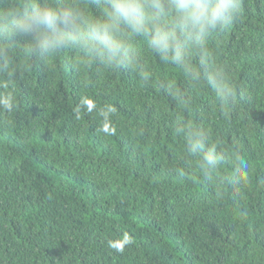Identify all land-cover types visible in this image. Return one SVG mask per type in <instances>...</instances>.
<instances>
[{
  "label": "trees",
  "instance_id": "16d2710c",
  "mask_svg": "<svg viewBox=\"0 0 264 264\" xmlns=\"http://www.w3.org/2000/svg\"><path fill=\"white\" fill-rule=\"evenodd\" d=\"M241 3L212 43L237 88L227 117L203 90L185 112L134 73L12 47L16 106L0 111V264H264V0ZM149 60L158 78L180 82L177 69ZM105 105L116 110L108 122ZM177 112L249 158L244 189L208 183L195 166L179 175ZM222 170L234 175L228 162Z\"/></svg>",
  "mask_w": 264,
  "mask_h": 264
},
{
  "label": "clouds",
  "instance_id": "9594fccd",
  "mask_svg": "<svg viewBox=\"0 0 264 264\" xmlns=\"http://www.w3.org/2000/svg\"><path fill=\"white\" fill-rule=\"evenodd\" d=\"M241 13V0H0V111L12 112L16 106L9 52L23 42L37 60L70 53L76 61L73 67L134 73L141 87L158 89L185 112L193 92H209L227 117L235 108L237 88L231 70L216 58L212 43ZM150 56L163 68L177 69L180 82L158 78ZM93 107L89 104L88 111ZM98 110L105 122L116 111L111 105ZM171 123L186 153L179 175L195 166L208 183H227L234 189L250 183L251 162L238 146L229 148L206 125L180 112ZM101 131L115 134L114 128L106 126ZM225 162L234 173L226 178ZM117 251L123 249L117 247Z\"/></svg>",
  "mask_w": 264,
  "mask_h": 264
}]
</instances>
